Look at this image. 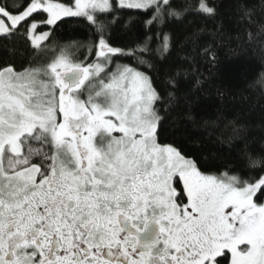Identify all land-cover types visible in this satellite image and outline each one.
Segmentation results:
<instances>
[{
  "label": "snow or ice",
  "instance_id": "snow-or-ice-1",
  "mask_svg": "<svg viewBox=\"0 0 264 264\" xmlns=\"http://www.w3.org/2000/svg\"><path fill=\"white\" fill-rule=\"evenodd\" d=\"M128 10L150 13L156 32L126 52L110 31ZM256 12L238 4L240 21ZM216 15L212 0H0V50L27 57L0 64V264H264V136L257 148L243 113L197 125L202 81L181 85L203 30L175 43L164 31ZM68 19L87 41L42 44ZM224 36L220 24L213 37ZM245 43L264 50V23ZM174 46L189 51L168 64ZM117 55L138 66L112 68ZM250 87L264 95V75ZM186 124L217 129L235 158L185 152L175 137Z\"/></svg>",
  "mask_w": 264,
  "mask_h": 264
},
{
  "label": "trees",
  "instance_id": "trees-1",
  "mask_svg": "<svg viewBox=\"0 0 264 264\" xmlns=\"http://www.w3.org/2000/svg\"><path fill=\"white\" fill-rule=\"evenodd\" d=\"M9 2L11 3L12 0ZM242 2L243 0H212L217 8L215 17L190 16L182 23L170 24L164 28V31L173 34L175 43L177 38L182 39L191 32L203 30L200 32L201 39L198 44L189 46L193 49L190 51L192 71L181 85L182 91H188L197 77L202 81L201 90L196 93L198 102L194 105L198 118L197 125H200L202 119H215L218 111L228 114L229 117L243 113L244 117L254 125L252 136L257 141L256 147L259 148L261 137L264 136V130L260 127L264 122V95L258 89L251 88L250 85L264 75V50L259 43L247 44L245 40L248 29L255 32L257 25L264 23V13L259 11V0H248L250 6L257 7L253 23L240 21L238 4ZM120 15L121 19L112 26L110 31V43L113 47L124 49L127 52L129 49L143 45L146 32L149 36L156 32V28L152 26H149L152 27V31L148 32L144 24V21L150 18V13L128 10ZM129 17L133 18L131 22ZM220 24H223L225 32L223 39L213 37V33ZM44 28L46 27L40 29ZM87 40L88 29L83 24L68 19L56 27L50 39L42 44L58 51L60 47L70 45L72 41ZM209 46L211 50L206 54L203 49ZM9 47L19 49L23 48L24 44L17 42ZM155 47L156 44L153 43L152 48ZM71 50L76 52L75 47ZM188 51V48L181 51L174 46L167 63H177V55L183 56ZM54 54L53 51H49L38 56L37 59L42 62ZM86 55L88 52L85 48L77 53L80 60H83ZM145 58H148L147 55ZM26 60L27 57L22 61L19 55L13 58L0 50V64L9 62L19 66ZM116 64L138 66L133 57L119 55L113 59L111 67ZM140 70L145 71L146 69L140 67ZM156 87H162L160 81L156 82ZM166 127L169 129V138L172 139L170 123ZM175 140L185 152L200 159L211 157L213 154H223L226 160H232L236 156L235 149L229 153L227 146L221 144L218 130L212 127H195L186 124L182 129V134L177 135Z\"/></svg>",
  "mask_w": 264,
  "mask_h": 264
},
{
  "label": "rangeland",
  "instance_id": "rangeland-1",
  "mask_svg": "<svg viewBox=\"0 0 264 264\" xmlns=\"http://www.w3.org/2000/svg\"><path fill=\"white\" fill-rule=\"evenodd\" d=\"M47 30H48L47 27L44 28V29H39L40 32L47 31ZM117 65H118V64L114 65L112 68H115Z\"/></svg>",
  "mask_w": 264,
  "mask_h": 264
}]
</instances>
